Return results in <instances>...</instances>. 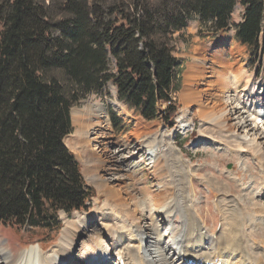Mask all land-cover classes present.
<instances>
[{"label": "trees", "instance_id": "16d2710c", "mask_svg": "<svg viewBox=\"0 0 264 264\" xmlns=\"http://www.w3.org/2000/svg\"><path fill=\"white\" fill-rule=\"evenodd\" d=\"M195 19L234 29L264 56V0H0V225L57 234L60 212L90 208L64 144L70 109L112 85L142 119L170 122L181 74L172 51Z\"/></svg>", "mask_w": 264, "mask_h": 264}, {"label": "bare ground", "instance_id": "6f19581e", "mask_svg": "<svg viewBox=\"0 0 264 264\" xmlns=\"http://www.w3.org/2000/svg\"><path fill=\"white\" fill-rule=\"evenodd\" d=\"M228 46L230 50V41L224 35H220L215 44V48L218 49L213 50L209 56H206V51L210 49L207 44L198 47L197 52L194 51L193 61L183 72L185 79L181 86L182 93L178 97L180 104L183 105L180 116L186 121L182 125L185 127L182 130L188 127L186 118L192 110L204 124L210 123L211 127L217 130L215 134L219 137L222 134L227 138L220 143L225 149L233 152L234 148H238L241 159L247 154L259 163L261 178L264 180V142L260 141L262 134L258 132L261 128L264 130V87H256L255 92L253 85L247 90V95L241 98L229 93L232 85L234 87L235 84L242 82L243 75L240 67L233 61L230 64L231 68L227 65V59H231V56L226 54ZM234 47L236 49H232V52L236 54L240 52L239 48ZM200 84L205 87L204 90L198 88ZM255 94L258 96L261 94L262 98L256 99L254 105H249ZM238 99L242 100L240 102L243 106L246 104L248 109H244L240 103L238 105L236 102ZM239 106L243 108L240 109ZM71 114L70 123H73L75 130L73 134L66 136L64 143L81 160L89 176L88 181L96 185L98 196L103 197L105 202L94 210V215L73 212L72 218L65 222L58 244L50 251L51 253L43 254L36 247L35 250H24L19 258L14 259L8 250L1 251L0 264H77L74 261L73 248L69 244L73 245L75 239L84 237L90 226L95 223L102 233L98 237L96 230L93 241L95 243L109 241L108 245L116 250L114 258L117 264H264V252H260L254 246L255 241L252 239L259 223L264 225V182L253 184L254 188H261L254 194L256 198L250 199V202H244L239 198L230 209L224 208L223 198L221 202L216 203V211H220L218 214L222 228L220 227L219 233L210 234V230L202 226L196 218L198 212L194 208V197L187 192V186H193L192 181H189V184L187 181L190 169L185 165L181 152L178 161L175 159L172 164L169 163L170 155L175 152V148L171 147L173 135L170 131L166 134L160 128L149 130V126L139 122L136 126L138 128L129 132L135 136L133 140L136 148L133 153H126L124 157L121 151L128 150L125 145H119L122 141H110V130L107 132L109 120L104 106L86 103L80 108H73ZM257 122L261 124L260 128ZM202 130L201 134L204 135ZM202 139L204 140V136ZM135 154L147 155L152 162L150 169L158 170L155 165L160 163V171L156 172L157 177L166 175L165 180L160 178V190L154 195L146 193L143 198H136L134 187L131 188L132 184L122 183L131 175V172L128 173L131 169L125 168L122 160L134 157ZM139 157L141 160L142 156ZM117 169L121 172L115 177L117 184L113 185L106 175ZM171 172L174 175H171ZM181 178L184 179L182 180L184 188H180L178 192L176 188H179ZM205 181L209 183L208 179ZM131 204L134 206L132 210L129 208ZM147 207L150 208L149 213L154 211V214H157L156 217L159 218L157 223L166 224L171 229L169 233L165 232L164 236L155 229L157 236L154 241L147 239L148 234H152V229H149L148 225H142L140 217H136L135 214L137 212L143 215ZM172 214L175 216L179 214L183 220L176 229L172 228V221L169 218ZM115 215L118 221L113 218ZM126 221L129 222L128 226ZM109 223L114 227V232L109 230ZM166 237L167 240L163 241ZM263 239L258 240L261 246ZM160 242L162 243L159 244ZM134 244L138 245L136 252H133ZM101 258L107 260L103 251L96 258V262Z\"/></svg>", "mask_w": 264, "mask_h": 264}, {"label": "rangeland", "instance_id": "374dc122", "mask_svg": "<svg viewBox=\"0 0 264 264\" xmlns=\"http://www.w3.org/2000/svg\"><path fill=\"white\" fill-rule=\"evenodd\" d=\"M241 12L242 9L240 7H235L232 16V23H236L241 20ZM177 35V34H175ZM179 35V34H178ZM224 35L230 41V50H228L229 46L226 47L227 55L231 56V59H227L226 63L231 68L230 64L233 63L236 66L240 67V71L243 75L242 82L239 83L238 87L237 84L231 86L229 93H234L238 96V98L244 97L247 95V90L255 86L256 87H264V56L260 54H255L246 46L241 44L238 40L235 39L234 36V29L229 30H219L218 32L209 31V27L206 24H203L199 21V19H195L187 24V27L183 34H181L176 39V47L172 51V55L176 57L179 61L181 74H180V81H179V88L180 90L176 94V104L177 110L174 114V117L171 119L170 122L167 124L162 120L160 116L156 119L152 120H145L142 119L137 112L133 109L129 108L128 105H124L120 102L116 96V90L112 85L108 86V92L105 95H89L86 99L80 102L79 106H74L73 108H80L81 106L85 105L86 103H92L94 105L104 106L107 112V118L109 120V125L107 126V132L110 133L109 137H111L110 141L112 140H121L122 142L119 145H125L128 151H121L123 152L122 155L125 157L126 153L130 154L133 153L135 150V140L134 135L129 133L131 130L136 129L138 127V123L141 122L142 125L149 126L148 129H156L160 128V130L164 131L166 134L171 132L173 135L171 147H174V154H171L169 163L172 164L175 159L178 161V158L181 157L185 162V165L190 169V176L188 181L193 183V186H187V192L192 194L194 197V208L196 212L197 220L202 224V226L208 228L210 230V234L217 233L220 229V216L218 211H216L215 204L221 202L224 199V208L230 209L232 208V204L236 203V200L242 199L244 202H250V199L256 198V194L261 187H253L255 182H264L262 177L261 168L258 166L257 163L252 157L249 155H245L244 159H241L239 156L241 153L238 151V148H234L235 151L229 152L227 149L223 147L222 142L224 138L222 134L220 137L216 133V129H213L210 125L204 124L201 119L195 113L190 111L188 119V127L183 131L185 127L182 126L186 121L181 118V109L183 108L182 104H180L179 95L182 93L181 88L182 83L185 79V70L189 63L193 61L194 51L197 52L198 47H202L204 44L209 45V50L206 51V56L210 55L215 48V44L217 41L218 36ZM212 44V46H210ZM234 46L240 49V52L236 54V52H232L236 49ZM215 48V49H214ZM233 49V50H232ZM237 60V61H236ZM231 61V62H229ZM209 64V63H208ZM234 65V66H235ZM243 70V71H242ZM244 73V74H243ZM255 83V84H254ZM199 89L204 90V86L200 84L198 86ZM208 91V90H207ZM259 92V91H258ZM259 97L262 98V95L259 96L255 94V98H252L249 101V105H254L255 100ZM264 99V97H263ZM242 100H236L237 104L241 106ZM240 107V106H239ZM244 109H248L247 105L244 104ZM242 107V108H243ZM161 109L163 106L160 107ZM240 107V109H242ZM181 112V113H180ZM249 113H246V115ZM72 115V114H71ZM192 117V118H191ZM190 121V122H189ZM72 123V122H71ZM204 124V125H202ZM254 124V123H253ZM257 125L261 126L259 122ZM73 126V123H72ZM165 128H164V127ZM203 129V130H202ZM261 128L258 132L262 134V138L260 139L261 142H264V130ZM72 132L74 133V126L72 127ZM201 130L204 131V135L201 134ZM68 134V135H70ZM67 135V136H68ZM114 139H113V137ZM204 136V140L202 137ZM66 138V137H65ZM201 138V140H200ZM215 139L217 142H215ZM230 139V138H228ZM203 140V141H202ZM170 141V139H169ZM214 141V142H213ZM65 144V143H64ZM118 143H116L117 146ZM115 145V144H114ZM68 150L74 154L67 145H65ZM170 146V145H169ZM225 146V145H224ZM168 147L166 146V149ZM75 158L79 163L81 174L83 175L85 184L93 190L94 197L91 199L92 203L88 210L77 211L80 215L89 214L94 215V210L96 208L101 207L105 200L103 197L98 196V190L95 184L88 181V174L84 169V165L81 160L77 157L76 154ZM139 156H142L141 160ZM104 157V155H103ZM240 157V158H239ZM165 158V157H164ZM162 158V159H164ZM122 159V158H121ZM120 159V160H121ZM167 159V158H166ZM107 160H104L106 162ZM122 164L125 168L131 169L128 173L131 172V175L128 179H124L122 181L123 184H132L131 188L134 187L133 192L135 193L136 198H143L146 193L154 195V193L159 192L160 185L159 180L162 176L157 177L156 172L160 171V163L155 165L157 169H153L149 166L152 165L151 160L148 158L147 155L144 154H135L134 157H129L127 160L123 159ZM165 161V159H164ZM161 162V161H160ZM167 162V161H166ZM114 163V162H113ZM112 163V164H113ZM168 163V164H169ZM109 164V163H108ZM179 167V165H177ZM107 167V166H106ZM123 168V167H122ZM249 169V170H248ZM163 170V169H162ZM120 170H114L113 172L107 174L106 177L110 179L111 184H117L115 179L116 176L120 174ZM112 175V176H111ZM171 175H174L171 172ZM166 177V175H165ZM165 177H162L165 180ZM183 178V177H182ZM179 181V188L176 190L179 192L180 188H184L182 179ZM209 180L206 182L205 180ZM171 180V178H169ZM182 183V184H181ZM176 184V182H175ZM165 192V190H164ZM242 192V194H241ZM250 192V193H249ZM240 193V194H239ZM247 193V194H246ZM214 195V196H213ZM238 196V198H237ZM223 198V199H222ZM190 200L192 201L191 197ZM233 200V201H232ZM100 201V202H98ZM99 203V204H98ZM156 205L158 206L159 203L157 202ZM131 210L134 206L131 204L129 207ZM150 208H146V213L137 214L135 212L136 217H140V221H142V225H148L149 229H152V234H148L147 239H151L152 241L155 240L157 236L155 229L158 230L159 234H166L171 231L170 228L166 226V224L160 225L158 222L159 218H157V214L149 213ZM220 213V211H219ZM74 213H70L66 215L63 212L59 213L60 219L62 221L61 228L58 231L59 233H51L49 235H33L24 232H20L15 230L11 227H4L0 225V252L1 251H9L10 254L14 259L19 258L24 250L30 251L31 249L39 248L43 254L51 253L50 251L58 244L59 238L62 233V229L65 227V222L68 219L72 218ZM154 215V216H153ZM170 220L172 221V228L176 229L177 225L181 224L183 220L179 214L176 216L174 214L170 215ZM173 216V217H172ZM116 218V215L113 216ZM67 219V220H66ZM116 221V220H115ZM114 221V222H115ZM128 222V221H126ZM122 223V222H120ZM130 223H132L130 221ZM90 226L88 233L84 235L82 238L75 239L73 245L69 244L70 247L73 248V256L74 261L77 264H100L101 262L104 264H115L117 261L114 258L116 256V250L114 251L108 244L110 243L107 240L102 241L101 243H95L93 240V234L97 230L98 237H100L102 231L99 229L98 225ZM110 225V223H109ZM129 225V222L126 223ZM95 226V227H94ZM158 226V227H157ZM222 228V227H221ZM109 230L114 232V227L112 225L109 226ZM221 230V229H220ZM205 231V230H204ZM220 232V231H219ZM218 232V233H219ZM205 233H207L205 231ZM151 235V238H150ZM103 236V235H102ZM264 238V225L259 223V227L256 230L255 234L253 235V241H255L254 246L260 252H264V242L262 246L258 244V240ZM162 240V238H161ZM167 237L163 240L166 241ZM264 241V239H263ZM160 242L159 244H161ZM102 249V250H100ZM138 250V245H133V252ZM105 252V259L101 258L99 261L96 262V258L100 256V252ZM107 261V262H106ZM117 264V263H116Z\"/></svg>", "mask_w": 264, "mask_h": 264}, {"label": "water", "instance_id": "95a60500", "mask_svg": "<svg viewBox=\"0 0 264 264\" xmlns=\"http://www.w3.org/2000/svg\"><path fill=\"white\" fill-rule=\"evenodd\" d=\"M72 109H73V108L70 109V114H71Z\"/></svg>", "mask_w": 264, "mask_h": 264}]
</instances>
